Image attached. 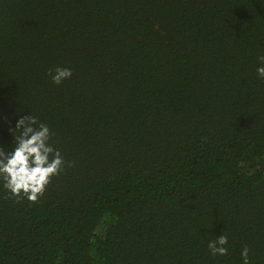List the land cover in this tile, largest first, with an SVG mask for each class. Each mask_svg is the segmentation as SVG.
Wrapping results in <instances>:
<instances>
[{"label": "trees", "instance_id": "obj_1", "mask_svg": "<svg viewBox=\"0 0 264 264\" xmlns=\"http://www.w3.org/2000/svg\"><path fill=\"white\" fill-rule=\"evenodd\" d=\"M261 56L264 0H0V151L31 114L64 160L0 180V264H264Z\"/></svg>", "mask_w": 264, "mask_h": 264}, {"label": "clouds", "instance_id": "obj_2", "mask_svg": "<svg viewBox=\"0 0 264 264\" xmlns=\"http://www.w3.org/2000/svg\"><path fill=\"white\" fill-rule=\"evenodd\" d=\"M256 75L264 80V56L258 58ZM50 78L54 84H60L72 75L70 68L50 69ZM13 132L15 145L10 152L0 151V180L3 187L17 198L24 196L35 202L45 191L52 176L59 173L64 164L59 149L49 143L51 130L47 124L39 122L37 117L27 114L16 120ZM228 237L224 234L209 240L207 247L213 256H224L228 252ZM240 256L243 264H249V250L244 247Z\"/></svg>", "mask_w": 264, "mask_h": 264}]
</instances>
